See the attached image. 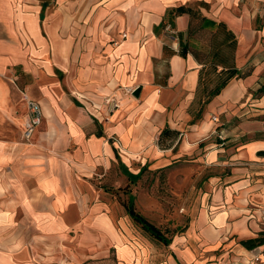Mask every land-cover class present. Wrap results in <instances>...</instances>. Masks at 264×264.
<instances>
[{"label":"crops","instance_id":"0c3cea01","mask_svg":"<svg viewBox=\"0 0 264 264\" xmlns=\"http://www.w3.org/2000/svg\"><path fill=\"white\" fill-rule=\"evenodd\" d=\"M182 6L207 19L204 30L189 36L188 15L169 17ZM217 24L235 36L240 75L191 124L204 67L195 53L211 48ZM25 97L43 117L29 140ZM164 129L180 134L167 147ZM203 151L195 162L221 172L194 192V220L152 258L264 264V246L241 245L264 231V0H0V264H95L113 249L117 264L135 263L141 254L109 207L88 204L95 177L116 167L154 175Z\"/></svg>","mask_w":264,"mask_h":264},{"label":"rangeland","instance_id":"374dc122","mask_svg":"<svg viewBox=\"0 0 264 264\" xmlns=\"http://www.w3.org/2000/svg\"><path fill=\"white\" fill-rule=\"evenodd\" d=\"M198 38L202 37L198 36ZM206 38L208 40L206 45H210L211 42L209 40L211 38ZM221 39L222 37L219 40ZM201 46L200 49L204 51L206 46L203 48V43H201ZM225 54L227 56L228 52H225ZM202 59L208 62L209 56L203 55ZM165 73L167 75V72H164L163 75ZM213 85V83L208 84L209 89ZM196 108L197 106H194L192 109ZM207 152L203 151L200 155L194 154L193 156H188L183 159L180 166L171 168V170H168V168L159 170L154 175L150 172V168L142 177L132 179L129 175L125 176L124 173L120 172L121 169L116 167L112 168L104 176V172H100V176L95 177L92 185L98 188H96L98 196L90 199L88 204L100 203L109 207L112 220L115 223L114 230L116 233L119 236H122L123 233L131 237L127 243L128 247L134 249V253L136 251L141 254L133 264H166L163 260L165 259L164 257L157 261L152 256L157 254L155 250L160 249L159 252L161 253L167 252L168 248L158 243L149 234L145 233L140 226L135 224L126 213L123 203H127L129 198L132 197L136 210L149 222L166 231L168 237L171 238L178 232L181 233L184 227L189 225L195 218V215L190 211L198 200L196 195L194 196V192H200L201 185H206L205 180H208L207 185H209V178L218 176L221 172V169H219L221 166L198 165L195 162L199 157H204L205 159ZM145 153L147 152L145 151ZM138 167H140V164L134 161L130 165V168L133 170H136ZM100 187L106 188V192H100V189H102ZM94 216L97 217V222L103 218L101 213H96ZM70 249H72L70 245L65 248L68 252ZM119 250L123 256V246L119 247ZM258 252L260 251L256 253ZM260 258L264 259L263 251ZM97 264L104 263L100 262Z\"/></svg>","mask_w":264,"mask_h":264},{"label":"trees","instance_id":"16d2710c","mask_svg":"<svg viewBox=\"0 0 264 264\" xmlns=\"http://www.w3.org/2000/svg\"><path fill=\"white\" fill-rule=\"evenodd\" d=\"M182 15H188L191 18V25L188 31V35L192 36L196 33L198 29L204 30V25L207 22V19L202 17L194 8L182 6L177 9L171 10L169 12V17H177ZM195 23V24H194ZM164 25V23H163ZM217 32L212 36L211 48L206 52L195 53L196 58L204 65L203 69L200 71L199 77V86L197 90V97L194 106H197L196 109L190 108V113L192 116L191 124H195L199 121L202 116L205 107L220 93L226 86L239 76V72L234 67V52L237 47V41L234 34L227 29L224 24H217ZM179 39L181 43V51L179 55L181 57H186L189 51L188 43L184 44V35L179 34ZM222 37L221 40H219ZM225 52H228L227 56ZM171 52L165 51V57H169ZM203 55L209 56V61L202 59ZM214 79H213V77ZM169 76L166 75L165 79ZM213 83L214 85L209 89L208 84ZM167 83H164L163 86H166ZM179 133L176 131H171L170 129H164L159 136V145L161 147H167L171 142L179 138ZM170 143V144H169ZM176 149H174L175 151ZM263 155V153H261ZM146 171L147 167H143L140 171V178ZM127 214L130 218L141 227V229L154 238L157 242L164 246H170L172 239L168 237L166 231L158 228L151 222H149L143 215H141L135 208L134 200L132 197L129 198V201L123 203ZM241 245L252 251L256 248L264 246V231L259 233L257 238L249 239L241 242ZM104 263V264H117L116 254L114 249L111 251V256L107 259L97 260L94 263ZM93 263V262H92ZM88 264V263H84Z\"/></svg>","mask_w":264,"mask_h":264},{"label":"built area","instance_id":"2783aa9c","mask_svg":"<svg viewBox=\"0 0 264 264\" xmlns=\"http://www.w3.org/2000/svg\"><path fill=\"white\" fill-rule=\"evenodd\" d=\"M123 36L126 37V35ZM25 100L28 109V120L25 125L24 137L29 140L36 129L41 125L43 117L41 105L38 102L28 99L27 97H25ZM214 121H217V119L214 118ZM260 261L261 259L259 257L255 259L256 263H260Z\"/></svg>","mask_w":264,"mask_h":264},{"label":"water","instance_id":"95a60500","mask_svg":"<svg viewBox=\"0 0 264 264\" xmlns=\"http://www.w3.org/2000/svg\"><path fill=\"white\" fill-rule=\"evenodd\" d=\"M133 96L136 98H138L140 96V89L139 88L134 91Z\"/></svg>","mask_w":264,"mask_h":264}]
</instances>
